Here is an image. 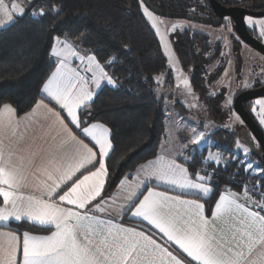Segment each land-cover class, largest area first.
<instances>
[{"label": "snow or ice", "instance_id": "obj_1", "mask_svg": "<svg viewBox=\"0 0 264 264\" xmlns=\"http://www.w3.org/2000/svg\"><path fill=\"white\" fill-rule=\"evenodd\" d=\"M32 5L0 0V28L29 8L32 16L46 15L43 6ZM140 7L175 69L163 21L143 0ZM51 11L60 9L53 4ZM248 23L253 26L251 18ZM50 56L54 70L32 110L20 117L10 104L0 106V264H264V183L245 182L240 192L226 188L206 207L217 186L205 165L227 163L218 153L209 152L201 171L158 154L108 194L111 130L88 117L94 90L103 82L116 86L105 66L114 58L101 63L67 35L54 37ZM178 79L191 95L182 72ZM255 103L259 111L253 112L264 125V99ZM190 127L189 143L206 141L205 132ZM236 150L243 153L237 163L246 181L264 174L250 159L251 144L237 140ZM24 225L31 227L21 231Z\"/></svg>", "mask_w": 264, "mask_h": 264}, {"label": "trees", "instance_id": "obj_2", "mask_svg": "<svg viewBox=\"0 0 264 264\" xmlns=\"http://www.w3.org/2000/svg\"><path fill=\"white\" fill-rule=\"evenodd\" d=\"M150 1L166 13L186 14L192 7L203 14L207 10L211 12L207 0ZM215 1L224 7L249 4L254 12L264 11V0ZM53 4L58 5V14L51 11ZM32 6H43L46 15L32 16L29 8L22 18L0 29V106L10 104L19 116L33 108L40 99L42 84L54 70L50 52L56 36L64 39L67 35L82 52L96 54L101 63L114 58L111 65L105 66L116 86H103L99 90L88 117L91 122L103 123L111 130L113 151L107 161L112 185L107 189L109 194L123 176L134 173L140 164L158 154L166 111L154 87L155 78L167 71L166 58L154 31L142 16L140 0H33ZM171 41L180 65L190 72V84L198 103L205 102L208 116L214 121L220 120L221 94L205 97L208 85L224 69L225 62L219 58L220 47L209 43L204 34L188 30L173 33ZM231 42L235 50L238 44ZM217 59L219 66H214L209 74ZM248 104L245 109L250 115ZM174 108L178 114L185 115L179 103L175 102ZM209 136L227 150L236 148L238 131L218 128ZM205 154L204 150L193 153L187 163L190 171L202 166ZM250 159L256 161L252 156ZM237 160L226 165H206L208 172L215 173L212 183L217 186L207 208L214 206L218 194L226 188L240 192L245 182L264 183L260 175L246 181L247 174ZM30 227L24 225L21 231Z\"/></svg>", "mask_w": 264, "mask_h": 264}, {"label": "rangeland", "instance_id": "obj_3", "mask_svg": "<svg viewBox=\"0 0 264 264\" xmlns=\"http://www.w3.org/2000/svg\"><path fill=\"white\" fill-rule=\"evenodd\" d=\"M191 12L195 13L194 10H191ZM141 13L148 25L151 27L150 22L143 15L142 9ZM153 14L163 21V23L159 26L162 31L166 32L167 40L170 44L173 58L176 61L175 69L180 70L178 72L172 67L164 48L160 44L159 38L156 36L161 46L162 52L166 58L167 71L157 76L161 78L159 83H157V77L155 78L154 92L160 99L163 100L164 107L171 111L170 116L173 118H171V121L166 123L167 128L164 133L162 142L174 141V143L177 142L182 145H187L186 153H189L190 155L195 152L200 153L202 150H204L206 154L203 161H205V158L209 155V152L220 154L223 157L224 161H226L227 163L237 159H243L242 151L238 152L236 148L227 150L226 148L221 147L210 138L209 134L211 131L218 128H228L235 131H239L243 128L242 121L240 120V118L237 119L238 116L232 110L233 100L236 95L242 91L256 88L254 87L256 85H258L259 87L264 86V57L249 46L241 43V41L232 30V27L229 25V22H226L225 26L214 28L212 26L195 21L178 18H168L159 16L155 13ZM249 18L252 19L253 26L249 25ZM261 21H264V17H246L244 19L246 27L253 32V34L257 39H259L260 42L264 44V39H261L259 35L261 31ZM174 24H179L181 25V27L176 28L175 31H171V26ZM151 29L155 33V29H153L152 27ZM183 30L202 33L208 38L209 43H211L215 47H220L219 58L224 60L225 62L223 66L224 69L216 77V79L208 85V92L207 94H205V97L221 94L222 101L218 105V110L220 111L221 115L220 120L214 121L211 119V117L208 116V106L205 102L198 103L196 94L194 93L193 88L190 84V72L185 70L180 65L178 58L174 52L171 35L175 32H181ZM231 40L237 42L238 44L236 45L235 50H232ZM218 60L219 59L213 62L211 68L208 71L209 74H212L214 66H219ZM181 72L183 74V77L187 78L189 81L192 90L191 95L184 88L182 81L178 79ZM245 83L248 84L247 87H245ZM229 97L231 98V104L226 103ZM258 99H264V97L250 101L247 105V110L250 112L251 117L264 134V125H261L259 123L257 114L253 112L254 107L257 109V111H259V106L255 103ZM175 102L183 106L185 112L184 116L178 114V112L173 109ZM193 103H195L197 107L190 108L189 105ZM205 125H207V127H205ZM190 126H195L198 131L205 132L206 141L202 142L199 146H194L189 143L191 136ZM233 154L235 155L236 159L233 158ZM251 161L254 165L258 164L256 161ZM205 167L207 168L206 165ZM260 176L264 177V174H260Z\"/></svg>", "mask_w": 264, "mask_h": 264}, {"label": "water", "instance_id": "obj_4", "mask_svg": "<svg viewBox=\"0 0 264 264\" xmlns=\"http://www.w3.org/2000/svg\"><path fill=\"white\" fill-rule=\"evenodd\" d=\"M208 1L214 13L213 19H205L191 14H170L157 9L150 0H143V3L150 11L159 16L195 21L212 27L220 26L223 18H229L233 23L234 32L239 40L264 57V44L249 34L244 22L245 17H264V11L254 12L250 9L249 4L225 8L215 0ZM262 97H264V86L242 91L234 98L232 108L243 123V128L238 131V140L241 143L247 142L251 144L253 149L251 156L264 168V134L245 109L246 103ZM253 140H255L257 145H260L259 148L256 147Z\"/></svg>", "mask_w": 264, "mask_h": 264}, {"label": "crops", "instance_id": "obj_5", "mask_svg": "<svg viewBox=\"0 0 264 264\" xmlns=\"http://www.w3.org/2000/svg\"><path fill=\"white\" fill-rule=\"evenodd\" d=\"M5 2H6V4L7 3H10L11 2V0H5ZM4 28V27H3ZM0 29H2V28H0ZM54 43V42H53ZM85 53V52H84ZM54 59V58H53ZM78 63V62H77ZM103 86H109V87H113V86H111V85H108L106 82H103L102 83V86H101V88L103 87ZM100 88V89H101ZM100 89H95L94 91L96 92V94L99 92V90ZM40 95H41V91H40ZM95 97V96H94ZM35 106V105H34ZM33 106V107H34ZM174 110H175V108H173ZM32 110V109H31ZM30 110V111H31ZM29 111V112H30ZM165 111H166V115H165V122H164V130L166 131V123L167 122H169V121H171V116H170V110H168L167 108H165ZM176 111V110H175ZM174 111V112H175ZM28 113V112H27ZM24 116V114L23 115H21L20 117H23ZM173 119V118H172ZM165 131H164V133H165ZM178 142H179V140H178ZM165 154V155H167V156H175L176 158H177V160H178V162H184L185 163V166L186 167H188V162L190 161V159H191V157H192V155L193 154H189V153H186V147H184V145H182V144H179V143H174V141H163L162 142V140H161V142H160V145H159V150H158V154ZM157 154V155H158ZM177 154H179V155H177ZM154 159V158H153ZM136 171V170H135ZM135 173V172H134ZM114 191H116V188H114L109 194H111V193H113ZM218 199V198H217ZM201 202H203V201H201Z\"/></svg>", "mask_w": 264, "mask_h": 264}, {"label": "flooded vegetation", "instance_id": "obj_6", "mask_svg": "<svg viewBox=\"0 0 264 264\" xmlns=\"http://www.w3.org/2000/svg\"><path fill=\"white\" fill-rule=\"evenodd\" d=\"M208 1V0H207ZM201 4H203V2L201 3ZM201 4H198L197 5V7L200 9V5ZM219 4V3H218ZM208 5H209V7H210V3H209V1H208ZM220 5V4H219ZM222 6V5H221ZM224 7V6H223ZM225 8H228V7H225ZM191 10H194L195 11V13H192L191 12ZM210 11L211 12H209V10H207L206 12H205V14H203V13H201V11L200 10H197V8H195V7H192V8H190L189 9V12L188 13H186V14H191V15H195V16H200V17H203V18H205V19H213L214 18V13H213V10L211 9V7H210ZM253 11V10H252ZM170 14H172V13H170ZM246 18V17H245ZM244 18V19H245ZM226 22H229V25L232 27V30L234 31V29H233V23H232V21L229 19V18H223V20H222V23H221V25L220 26H218V28L219 27H222V26H225V23ZM214 28H217V27H214ZM248 29V28H247ZM248 31V30H247ZM235 33V32H234ZM239 39V38H238ZM255 39H257V38H255ZM258 40V39H257ZM259 41V40H258ZM253 142L257 145V143L255 142V140H253Z\"/></svg>", "mask_w": 264, "mask_h": 264}, {"label": "built area", "instance_id": "obj_7", "mask_svg": "<svg viewBox=\"0 0 264 264\" xmlns=\"http://www.w3.org/2000/svg\"><path fill=\"white\" fill-rule=\"evenodd\" d=\"M205 168H206V167H205ZM201 170H203L202 167H200L197 171H201ZM206 170H207V168H206ZM209 173H210V172H209Z\"/></svg>", "mask_w": 264, "mask_h": 264}]
</instances>
